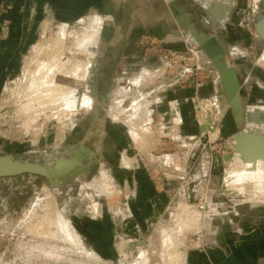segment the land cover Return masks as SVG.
<instances>
[{"label":"rangeland","instance_id":"obj_1","mask_svg":"<svg viewBox=\"0 0 264 264\" xmlns=\"http://www.w3.org/2000/svg\"><path fill=\"white\" fill-rule=\"evenodd\" d=\"M18 1L0 0V155L38 159L52 166L84 144L100 159L72 178H61L63 182L73 180L71 190L52 188L47 177L32 173L0 180V264H73L68 260L72 258L87 264H165L163 242L168 235L173 251L184 254L186 261L188 251L203 244L204 230L221 222L254 224L255 219H264V175L247 174L250 179L242 188L231 179L233 175L240 179L244 172L237 164L235 134L246 126L249 111L260 110L261 125L264 123V66L259 63L264 38L257 35L258 22L254 21L256 7L264 9V0L178 2L187 5L191 14H186L184 21L194 22L199 31L215 36L214 43L223 49L228 65L236 69L241 122L227 101L217 66L199 41L190 37L191 29L180 23L181 16L183 28L176 29L182 35L174 41L142 33L137 39L118 41L120 30L125 28L123 22L90 14L84 17L85 22L66 23L47 16L32 0ZM18 3L23 4L18 8ZM212 6L231 10L226 16L220 12L218 28L206 11ZM91 16L100 17L102 23L96 52L89 60L88 51L77 47L75 35L93 32ZM40 45L44 49L55 46L57 54L45 57L39 53ZM46 62L65 67L84 62L88 70L75 71L88 75L93 85L92 106L67 112V106H61L63 97L69 90L79 89V80L84 78L63 82L58 75L62 78L66 74H58L54 82L46 70L36 71L29 81L52 80L46 90L62 93L55 96L62 101L57 100L55 107L56 99L51 95L23 97L25 72ZM95 78L97 86L92 83ZM25 102H31L30 106ZM139 104L136 120L147 131L144 146L136 143L128 125L111 112L112 107L132 110ZM31 105L33 109H29ZM256 120L249 121L255 129L259 126ZM202 125L210 129L201 130ZM259 131L264 135V126ZM113 144L122 145L115 168L118 177L103 155L104 147ZM126 158L132 159L130 166L124 164ZM104 173L111 180V195L103 184ZM92 183L96 187H91ZM182 203L196 214L186 220L178 217ZM52 207L69 221L90 257L69 239L62 240L64 234L56 233L62 237L56 240L33 228ZM135 224L141 225L139 231L132 228ZM53 226L51 230L58 231ZM50 243L57 244V253L65 258L31 252L34 246L46 249ZM99 250L115 261L98 254ZM92 255L99 257L92 259Z\"/></svg>","mask_w":264,"mask_h":264},{"label":"bare ground","instance_id":"obj_2","mask_svg":"<svg viewBox=\"0 0 264 264\" xmlns=\"http://www.w3.org/2000/svg\"><path fill=\"white\" fill-rule=\"evenodd\" d=\"M181 11H183V9H181ZM208 11L211 13V16L213 18V24H214L213 26H214V28H218V26L220 25V22H219L220 12H223L224 16H226L225 14L229 15L231 10L226 7L224 9V11H223L222 9H219L216 6H212V7H210V9H208ZM224 18H226V17H224ZM184 20L185 19L181 18L180 23L183 26H185L186 28L191 29V35L194 36L199 41V43L201 44L203 49H205L207 55L209 56V59L214 63V65L217 66L219 76L221 77L225 73V69L227 67H230V65H228V63H227L226 57H225V55L223 53V49L218 45V43H214L215 36H209L208 34L199 31L195 27L194 24L190 23L188 20H187V22L184 21ZM83 21H84V19L81 20V22H83ZM254 21L256 23L258 22L257 23L256 33H257V35H259L263 39L264 38V9H261L258 6L256 7V10L254 12ZM89 23H91V25L89 27L93 31L92 33H85L84 32L83 34H79V35H75V36L77 37V47L79 46V48H81V49L84 48L83 49L84 51H88L89 56H90L89 60H90L91 57H92L91 55L94 54L95 47L97 46V44L99 42L100 25H101L102 21L99 20V19H95L94 18L91 22L89 21ZM65 29L66 28H64V30ZM72 33H70V34L74 35ZM63 34L65 36L64 32H63ZM59 45L61 47H64L62 42ZM39 47H40L39 48V53H43L45 57H47L51 53L52 54L53 53L57 54L55 46H52V49H51V47L44 49L43 47H41V45ZM259 63L264 66V54L260 58V62ZM84 64H85L84 62L82 64H81V62H77L71 67L70 66L69 67H65V65H63V64H59L58 65V63H57V65H56V64H52V63L46 62V63H44L42 65L37 64L36 68H34V67L31 68L32 67L31 66L30 68L27 69V72H25V75H26L25 82L26 83H25V86H24L23 90H21V94L23 95V97H26V98L27 97H30V98L33 97L35 99L42 98V97H45V96H50V95L53 96L52 98H55V96H57V94H58V97L59 96L61 97L62 93H60L59 91L58 92L57 91H48L50 89V87H51V84H52L51 81L53 80L55 82L56 78H57L56 76L58 74H60V75L66 74L64 76H61L62 78H59L60 76L58 75V79L63 81V82L70 81L71 79L72 80L73 79H81L80 77L83 76V75H80V74L78 75L76 73L77 71H75V70L84 69V67H85ZM33 66H34V64H33ZM85 68H86V70H88L87 68H89V67L87 66ZM44 70L48 71L49 75H51V79L52 80H50V79L47 80V78H44V80L43 81L41 80L40 82L39 81H31V80L29 81L30 77H32L33 75L36 74V71L40 73V72H42ZM83 78H84L83 80H79L80 81L79 82L80 88L79 89H71V90H69L64 95L63 101L61 100L63 102V104L61 106L62 107H63V105L67 106V110H68L67 112H69V111L72 112V111H74L76 109L78 110V108H81V107L90 108L92 106L93 97H92V95L90 93L93 92V85H90V83L88 82V80H89L88 79V75L83 76ZM66 87H67V85H66ZM57 88H59V87H57ZM69 88H70V86H69ZM46 89H48V90H46ZM37 93H40V94H37ZM36 96H39V97H36ZM55 99L56 100L53 102V105L56 107L55 104H58L57 100H59V99L58 98H55ZM61 101L59 100V102H61ZM28 103H31V102H28ZM28 103L25 102L26 107L30 106ZM232 104H235V106H237V107H241L242 106V97L240 95V92H239L238 96L235 98V100H234V102ZM22 105H24L23 102L20 104V108H23ZM17 106H19V105L17 104ZM117 108L118 107H115V108L112 107L111 108V112H113V114H114V116L116 118L121 119L125 124L128 125V127H129V129H130V131L132 133L133 138H135L136 143L139 144V146L140 145L144 146L143 145L144 144L143 139L145 137L144 133L145 132L147 133V131L144 132L143 127H142L143 126L142 123L138 122L136 120L137 117H138L137 113L139 112V109L141 108V104L136 105L135 108L132 107L133 108L132 110H128V109L126 110L125 109V110H121L120 111ZM29 109H33V106L30 107ZM259 111L260 110H253V111H249V113H248V118L250 120H252L254 117H257L256 121H257V125H259V126H257L256 129L253 126L251 127V125L249 124L250 120L248 119L246 126L244 127L243 130H241V132H239V134L236 137L237 139H236V142H235V147L237 149L236 156L238 157L237 158V161H238L237 164H238V166H240V167L242 166L243 167V169H244L243 171L244 172H242L243 173V177H241L240 179L239 178L235 179L234 175L231 177V179H234L235 182L236 181L239 182V187H241V188L246 186L245 185L246 181H249L248 179H250L247 174H250V177H253L254 175L255 176L256 175L257 176H261V175L263 176L264 175V155L255 157L253 155V153H252L253 145H250L248 143L249 139L264 140V135H262L261 131H259V130H262L263 126H264V123H263V125H261L262 121L260 120ZM241 118H242L241 117V112H239L238 116H237V121L240 122ZM206 128L210 129V126H206ZM206 128H205V130H206ZM142 148L140 150L143 151L144 149H142ZM250 149H252V150H250ZM11 157L12 156H10V158ZM18 161L23 163V164H30L32 166L37 167L40 170L46 171L47 175L49 177H51L53 183L55 184V188H63L64 186L69 188L72 185L73 181H69V180L66 181L65 180L64 182H61L60 181L61 176H63V178H65V179H67L69 177H72L73 175L78 173L79 170H81L83 167H85L84 163L75 154H72L71 156H69L68 158H65V159H59L52 166L44 165V164L39 163V162H31V161L26 160V159H18ZM250 163L254 164L255 167H252L250 165ZM124 164L127 165V166H130L131 165L130 160L126 158L125 161H124ZM240 167H238V168H240ZM242 173H241V175H242ZM247 176H248V178H246ZM103 182H104L103 184H105L107 193L109 195H111L113 190L111 189L112 188V186H110L111 180H110V177H109V175L107 173H104ZM94 186H95V184L92 183L91 187H94ZM238 189L237 190H232L233 192H231V194L232 193L236 194L238 192ZM179 212L180 213H178V217H182V218L184 217L185 220L187 219V217H190V216L196 214L195 212H193L191 206L186 205L184 203L181 204V208H180ZM198 214H201V213H198ZM182 218H180V220L184 221V219H182ZM51 225H54L53 227L57 228L58 231L54 232L53 230H51V228H50ZM32 227H33V225H32ZM33 228H35L36 231L41 233V235H42V233L45 232L44 236L46 235L47 237H51V238L55 237L56 240L57 239H61L62 237H63L62 240H68L69 239L70 240V244H72L73 246H75L77 248H81L82 249L81 252H83L84 254L86 252L88 256L91 255V253L88 252L85 247H83L80 239L76 236L77 235L76 231L69 225V221L60 213V211H57L54 208L47 211L46 217L44 219H40L39 218V220H37V222H36V224H35V226ZM198 228H200V226ZM178 231L179 230H177V232ZM58 232H60V233H62L64 235H62V237H59V235L56 234ZM171 236H173V235H171ZM170 241H171V239H170L169 235H168V239L166 237L164 238L163 244H164L165 250H164V252L162 254V259H163L164 263L165 264H171V260L173 258V261H174L173 264H185V256H184V254L179 255V253L177 251H175V250H174L175 251L174 252L173 251L174 248H172L173 246L170 245ZM47 246L49 247V248L47 247L48 249L47 248L43 249V246H34V247L31 248V252L32 253H36L37 252V253H40V254H44L46 257H49V258H54V257H56L58 259L65 258L63 255L57 253V248H59L57 244L55 245V244H51L50 243ZM60 248H62V247L60 246ZM65 252H66V249H65ZM77 253H79V252H77ZM91 258L92 259H97L98 257L96 255H92ZM68 260H70L69 262L73 263V264H87V262L78 261V260H76L74 258L68 259ZM96 262L98 263V261H96Z\"/></svg>","mask_w":264,"mask_h":264},{"label":"crops","instance_id":"obj_3","mask_svg":"<svg viewBox=\"0 0 264 264\" xmlns=\"http://www.w3.org/2000/svg\"><path fill=\"white\" fill-rule=\"evenodd\" d=\"M168 1L172 3L168 5L166 2L158 3L157 0H32L34 6H38L39 10L43 9L47 16L66 23L74 20L78 22L90 14L101 15L113 23L123 22L125 28L120 30L118 41L137 39L141 33L174 41L182 35L176 29L177 26L183 28L179 24L181 9L186 14L189 12L187 5L178 4L180 0ZM18 2L21 3L22 0ZM20 3L17 4L18 8L23 4L19 5ZM188 15L191 16L190 13ZM94 18L102 20L95 16L90 19ZM193 24L196 27L194 22ZM0 72L3 73L2 67ZM127 159L133 163L132 159ZM255 220L254 224L245 222L234 225L221 222L204 230L201 234L203 244L188 251L186 264H264V219ZM139 226L135 224L132 228L137 231ZM111 231L114 232L112 229ZM98 254L104 255L100 250ZM104 257L115 261V257Z\"/></svg>","mask_w":264,"mask_h":264},{"label":"water","instance_id":"obj_4","mask_svg":"<svg viewBox=\"0 0 264 264\" xmlns=\"http://www.w3.org/2000/svg\"><path fill=\"white\" fill-rule=\"evenodd\" d=\"M206 11L207 14L211 15V13L208 10ZM119 47H122V45H120ZM221 79L223 82V87L227 101L236 111L235 114L236 119L239 112H241V117H242V106L237 107L235 106V104H232L240 91V84L236 76V69L233 66L227 67L225 69V73L221 76ZM205 128L206 125H202L201 130H205ZM238 134L239 132L235 134V139H237L236 137ZM248 143L250 145H253V150L252 149L250 150H252V153L255 157L264 155V140L249 139ZM90 153L91 152L87 150L82 144L75 151V155H77L82 162L84 160V157L86 158L88 155H90ZM10 156L12 157L10 158ZM18 159H26V158L16 157L14 155H0V177L20 175L26 172L48 176L46 171L40 170L37 167L32 166L30 164H23L19 162ZM26 160H29L31 162L41 163L38 159L32 160L30 158H27Z\"/></svg>","mask_w":264,"mask_h":264},{"label":"flooded vegetation","instance_id":"obj_5","mask_svg":"<svg viewBox=\"0 0 264 264\" xmlns=\"http://www.w3.org/2000/svg\"><path fill=\"white\" fill-rule=\"evenodd\" d=\"M182 12V15H181V17L183 18V19H186L187 18V15H186V11H181ZM96 78H98V70H97V68H96ZM95 78V79H96ZM96 82H97V79H96V81H92V83L95 85V86H97V84H96ZM81 144H79L76 148H73L72 149V152H71V154L70 155H68V156H71L72 154H75V151H76V149L80 146ZM83 146H85L84 144H83ZM112 146V147H111ZM120 147H122V145H115V144H113V145H106L105 147H104V149H103V155H104V160L106 161V163L111 167V170L113 171V173L116 175V177H118L117 176V171L115 170V168L117 167V161H118V157H117V155H120L121 153H120ZM91 153H90V155H88L86 158L84 157V160H83V163H84V166L85 167H87V166H89V165H91L92 163H94V162H98V158L100 159V155L99 154H95L90 148H88V147H86ZM109 151H110V153H109ZM67 156V157H68ZM66 158V157H65ZM60 159H63V158H60ZM57 161V160H56ZM55 161V162H56ZM54 162V163H55ZM85 167H83V168H85ZM82 168V169H83ZM81 169V170H82ZM81 170H79V171H81ZM26 173H29V172H26ZM26 173H23V174H26ZM32 174H36V173H32ZM77 174V173H76ZM36 175H41V174H36ZM41 176H45V175H41ZM6 177H8V176H6ZM6 177H0V180L1 179H4V178H6ZM45 177H47L48 178V180H49V183H50V185H51V187L52 188H54L55 187V184L53 183V181H52V179H51V177H49V176H45ZM63 176H61V178H62ZM60 178V181L61 182H63L62 180L63 179H61ZM72 178V177H71ZM70 181H73L72 179H70ZM75 181V180H74ZM72 188V187H71ZM71 188H69L70 190H71ZM74 188V187H73ZM66 189H68L67 187H66Z\"/></svg>","mask_w":264,"mask_h":264}]
</instances>
